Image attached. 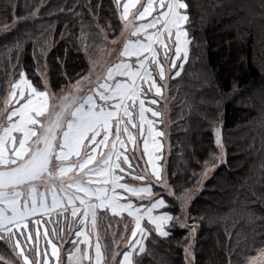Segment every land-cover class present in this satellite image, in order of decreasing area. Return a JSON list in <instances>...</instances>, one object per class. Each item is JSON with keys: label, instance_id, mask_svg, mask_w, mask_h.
Wrapping results in <instances>:
<instances>
[{"label": "snow or ice", "instance_id": "snow-or-ice-1", "mask_svg": "<svg viewBox=\"0 0 264 264\" xmlns=\"http://www.w3.org/2000/svg\"><path fill=\"white\" fill-rule=\"evenodd\" d=\"M111 2L123 42L115 61L93 58L60 96L20 71L0 97V241L11 250L0 264H142L153 233L167 239L170 225L189 228L188 192L172 191L158 164L168 133L157 127L163 111L153 106L168 103L166 81L181 77L189 60L190 4ZM21 48L5 51L15 59ZM213 134L223 154L219 127ZM216 159L222 155L204 161L205 172ZM157 186L181 204L180 216L168 211ZM109 213L123 225L111 238L98 224ZM185 239L186 264H196L191 235ZM257 252L248 264H264V248Z\"/></svg>", "mask_w": 264, "mask_h": 264}, {"label": "trees", "instance_id": "trees-1", "mask_svg": "<svg viewBox=\"0 0 264 264\" xmlns=\"http://www.w3.org/2000/svg\"><path fill=\"white\" fill-rule=\"evenodd\" d=\"M187 2L189 60L181 77L167 82L168 103L153 106L168 109V124L162 126L168 145L160 164L172 191H192L204 161L221 157L215 127L224 158L215 160L200 190L184 203L183 215L191 217L186 223L194 231L176 223L167 239L153 233L147 242L152 254L142 264H186L190 235L196 264H247L264 248V0ZM120 27L111 0H0V97L20 71L41 89L48 79L51 92L62 90L69 77L73 83L87 74L90 60L102 52L104 31L113 38ZM17 43L22 48L13 59L5 49ZM153 191L165 198L170 213L182 214L164 188ZM114 223L113 232L123 228ZM102 224L111 238L108 224ZM10 252L0 241V254Z\"/></svg>", "mask_w": 264, "mask_h": 264}, {"label": "rangeland", "instance_id": "rangeland-1", "mask_svg": "<svg viewBox=\"0 0 264 264\" xmlns=\"http://www.w3.org/2000/svg\"><path fill=\"white\" fill-rule=\"evenodd\" d=\"M105 37H107V38H105ZM104 40H105V43H104V46L102 48V52L98 56V58L95 60L97 64H106L109 61H115L117 59V57L119 56L120 50L123 47V42H122V38L120 37V33L117 36L111 38V37L108 36V33L106 31H104ZM113 40H116L117 43L113 44L112 43ZM178 63H179V61H178ZM90 67H92L91 60H90ZM173 72H174V70H173ZM45 82L48 85V88H50L49 83H48V79H46ZM166 82H168V80ZM73 83H75V82H73ZM68 86H70V84H68ZM52 93H54L56 96H60L61 95V90L58 91V92H52ZM161 110L163 111V116L160 117L159 119L158 118H156V119L158 120L157 127L159 129L163 130L162 126H164V125L166 126L168 124V109L166 107H163ZM148 115L151 118V114L149 113ZM160 120H163V123H161ZM162 143L164 145V148L168 145V135H167V138L162 139ZM130 147H131V145H130ZM164 148H163V150H164ZM141 150H142V144H141ZM221 155H222V160H223V158H224V150H223V154L221 153ZM158 164H160V161H158ZM213 169H214L213 167H209L206 172L204 171L202 173V175L199 178V180L197 181L194 189L192 191L188 192V197L185 199L184 203H189L190 202V200L192 199L193 195L200 190V188L203 185L204 181L211 174ZM161 170H162V168H161ZM137 183H142V182H137ZM134 198L135 197L132 198L133 202L139 204L140 201L137 198H135V199ZM124 215L127 216V213H125ZM108 216L111 217V214L110 213L107 214V217L105 219L103 218L104 221L103 220L98 221V224H102V222L103 223L104 222L107 223L108 224L107 227H108L109 231H112V234H113L114 233L113 232V228L115 227V223L114 222L120 221L121 218L120 217L109 218ZM106 219H107V222H106ZM130 219H131V217H130ZM49 227H51V225H49ZM64 247L67 248V247H69V245L65 244ZM259 255L260 254L256 255L255 257H258Z\"/></svg>", "mask_w": 264, "mask_h": 264}]
</instances>
